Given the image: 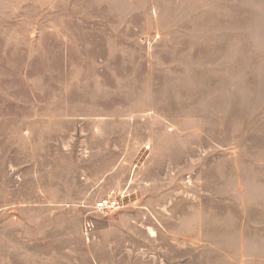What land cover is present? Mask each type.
<instances>
[{
  "label": "rangeland",
  "instance_id": "rangeland-1",
  "mask_svg": "<svg viewBox=\"0 0 264 264\" xmlns=\"http://www.w3.org/2000/svg\"><path fill=\"white\" fill-rule=\"evenodd\" d=\"M0 264H264V0H0Z\"/></svg>",
  "mask_w": 264,
  "mask_h": 264
},
{
  "label": "built area",
  "instance_id": "built-area-1",
  "mask_svg": "<svg viewBox=\"0 0 264 264\" xmlns=\"http://www.w3.org/2000/svg\"><path fill=\"white\" fill-rule=\"evenodd\" d=\"M95 209L99 212L111 211L120 207V200L116 197L110 196L107 198H102L95 204ZM90 222L88 226H90Z\"/></svg>",
  "mask_w": 264,
  "mask_h": 264
}]
</instances>
